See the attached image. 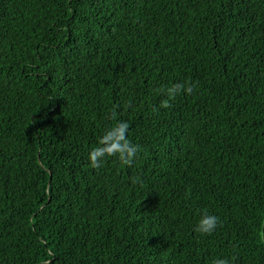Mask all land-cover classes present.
<instances>
[{"label": "trees", "instance_id": "1", "mask_svg": "<svg viewBox=\"0 0 264 264\" xmlns=\"http://www.w3.org/2000/svg\"><path fill=\"white\" fill-rule=\"evenodd\" d=\"M217 257L264 264V0H0V264Z\"/></svg>", "mask_w": 264, "mask_h": 264}, {"label": "clouds", "instance_id": "2", "mask_svg": "<svg viewBox=\"0 0 264 264\" xmlns=\"http://www.w3.org/2000/svg\"><path fill=\"white\" fill-rule=\"evenodd\" d=\"M180 91L191 94L193 85L177 83L167 89L168 95L172 97ZM168 103V99L162 101L164 107H167ZM128 127L126 121H120L104 131V134L99 137V143L89 153V159L93 167L99 169L107 156H115L116 154H119L120 160L125 164L130 165L133 162L138 146L128 138ZM219 223L220 218L217 215L205 211L198 219L195 230L202 234H210L216 230ZM212 264H231V261L227 257H217Z\"/></svg>", "mask_w": 264, "mask_h": 264}]
</instances>
